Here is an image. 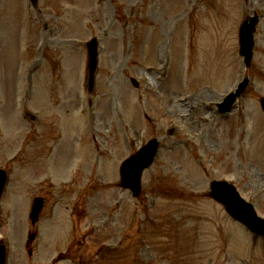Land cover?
<instances>
[{"label": "rangeland", "instance_id": "1", "mask_svg": "<svg viewBox=\"0 0 264 264\" xmlns=\"http://www.w3.org/2000/svg\"><path fill=\"white\" fill-rule=\"evenodd\" d=\"M1 3L0 97L7 106L17 97L15 115L6 106L12 123L0 106V168L11 182L0 231L12 243V263L45 264L69 249L73 258L58 264H264V239L232 222L207 189L212 179H227L264 216V0H38L36 9L28 0ZM254 13L259 23L245 70L238 27ZM55 36L66 52H53ZM92 37L102 52L88 95L85 43ZM22 48L21 60L37 69L35 92L23 81ZM68 66L74 73L64 79ZM244 76L250 84L234 112L221 119L208 112L209 101ZM151 137H164L166 148L144 173L146 195L134 199L118 187L119 164ZM179 139L171 151L167 143ZM40 195L39 238L29 257V203ZM158 195L157 204H146ZM142 217L139 240L134 223Z\"/></svg>", "mask_w": 264, "mask_h": 264}, {"label": "water", "instance_id": "2", "mask_svg": "<svg viewBox=\"0 0 264 264\" xmlns=\"http://www.w3.org/2000/svg\"><path fill=\"white\" fill-rule=\"evenodd\" d=\"M243 29H241V54H244L246 63H248L249 60V56H250V46H251V38L248 37L246 38L244 33L242 35V31H244L245 27H242ZM91 48L89 50V55H90V61H89V65H92L93 62V55H94V44L90 45ZM248 47V48H246ZM262 107L264 109V99L262 100ZM145 162H140L138 163L134 169H136V172L140 171L141 168L143 167ZM132 170L127 171L122 170V175L124 177H129L131 181H133V179L135 181L134 184V189L137 191L138 190V175H135L136 173H133ZM3 184V175L0 174V188L2 187ZM124 186L126 185H130V183L127 182V180L124 178L123 179V183ZM213 189V196L222 201L223 203H225L226 207H227V211L235 218L239 219L240 221H242L244 224H246L249 229L264 234V222L261 220H257L255 217L252 216V213L249 212V214L247 213L248 210L246 208V205L243 203V201H241L239 198H237V196L235 195V193L233 192V190L231 188H228V186L226 187L225 185L222 184H216V185H212Z\"/></svg>", "mask_w": 264, "mask_h": 264}]
</instances>
